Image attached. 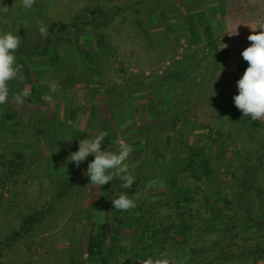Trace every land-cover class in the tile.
<instances>
[{
  "label": "rangeland",
  "instance_id": "1",
  "mask_svg": "<svg viewBox=\"0 0 264 264\" xmlns=\"http://www.w3.org/2000/svg\"><path fill=\"white\" fill-rule=\"evenodd\" d=\"M94 1L35 0L26 9L22 0H0V29L17 32L20 50L48 43L46 53L17 58L24 84L32 90L25 106L0 105V242L31 212L42 215L0 250V264H99L98 256L86 251L89 235L109 218L103 192L85 175L94 157L79 167L68 160L86 136L105 133L102 147L113 149L115 140L125 139L134 148L127 161L134 173L143 168L153 148L176 170H183L189 151H204L213 164L212 172L205 173L208 178L182 177L191 184L196 210H203L198 200L203 192L213 196L216 185L230 182L226 171L240 163L235 134L221 108L238 92L236 81L248 66L241 55L247 45L238 46L247 41L254 22L264 23V11H255L251 1L264 6V0H244L242 5L241 0H166L163 11L153 10L146 18L152 45L128 10L83 27L77 37L58 29L88 6L101 4L104 9L138 0ZM52 81L58 93L48 103L41 97ZM190 81L203 82L176 108L177 92ZM151 102L165 113L156 133ZM258 120L264 124V117ZM221 125L224 133L217 140ZM220 141L229 157L222 156ZM67 179L71 185L56 197L55 183ZM118 182L120 178L109 181ZM176 197L177 185L154 179L143 207L126 214L109 264H142L148 256L163 257L170 264L173 254L182 255V245L164 243V228L179 212ZM197 217L195 213L193 219ZM143 229L145 239L139 241ZM251 233L254 240L264 237L260 227ZM257 261L218 264H264Z\"/></svg>",
  "mask_w": 264,
  "mask_h": 264
},
{
  "label": "trees",
  "instance_id": "2",
  "mask_svg": "<svg viewBox=\"0 0 264 264\" xmlns=\"http://www.w3.org/2000/svg\"><path fill=\"white\" fill-rule=\"evenodd\" d=\"M165 1L138 0L104 9H102L101 4L93 7L88 6L86 11L76 14L71 22L62 23L58 29L63 32L73 31L77 37L83 27L111 19L114 15L128 10L139 24L146 43L152 45L153 39L148 30L146 18L153 10L163 11ZM150 4L155 7L150 8ZM54 28L51 26L49 30L52 31ZM47 50L48 43H45L38 48L19 49L16 56L18 58L20 55L34 54L39 51L46 53ZM85 55L90 57L89 54ZM191 81L187 87H183L177 92V96L178 94L180 96L173 103L176 108H181L182 106L177 107L176 105L188 99L203 82L197 84ZM148 108L153 115L155 123L153 132L156 133L165 113L161 112L153 103ZM221 112L230 121L231 133L235 134L234 141L238 145L240 158L239 165H236L238 168L226 171V173H230V182H226L224 185H216L213 196L209 192H203L201 199L198 198L201 206L203 205V210H196L195 205L197 204H193V202L197 199L193 198L194 193L189 186L191 185L190 182L185 181L188 180V176L199 179L205 173L212 172L210 166L213 164L206 155H203L205 154L204 151H189L183 163V170H176L171 163L164 162L161 154H158L157 149L153 148L143 168L136 173L130 171L134 176V182L130 188H122V180L115 184L108 182L100 187L108 205L109 218L108 222L102 224L101 230L89 235L86 248L88 254L98 256L99 264L110 263L116 249L114 239L123 227L126 214L130 211H138L143 207L147 187L154 179L163 181L167 185H177L178 197L174 198V204L179 212L176 213L171 226L164 228L165 231L168 230L164 236V243L170 247L182 245L184 253L182 255L179 252L173 254L170 264H218L240 260L264 261V237L254 240V235L251 233V230L256 227H260L264 232V221L262 222L264 219V124H261L258 119L252 120L250 116H243L242 110L235 106L233 99L224 103ZM4 116L9 117L8 114H4ZM223 127L221 125L219 128L217 140L221 135L220 133H224ZM225 133L228 132L225 131ZM219 149L223 151L222 156L229 157L225 144L221 141ZM204 177L205 179L208 178L206 174ZM62 181L58 180L54 185V188L57 189L56 197L62 196L65 193V188H68L72 183L70 179L64 183ZM121 191L127 192L130 197H136L135 208L128 210L114 208L111 199ZM210 196L214 199L210 200ZM194 212L198 213L196 220L193 219ZM41 216L39 211L31 212L25 216L18 229L1 240L0 250L9 247L15 238L28 232ZM107 228L111 229L108 234ZM145 233L146 230L143 229L139 241L145 239L143 237ZM147 237L151 238V234ZM241 240L243 242H240ZM237 243H240V246ZM118 249L119 251L122 250L121 248ZM163 250L170 253L167 248Z\"/></svg>",
  "mask_w": 264,
  "mask_h": 264
},
{
  "label": "clouds",
  "instance_id": "3",
  "mask_svg": "<svg viewBox=\"0 0 264 264\" xmlns=\"http://www.w3.org/2000/svg\"><path fill=\"white\" fill-rule=\"evenodd\" d=\"M35 0H22L24 8H31ZM247 37L251 43L245 47L241 55L248 62L242 76L236 81L238 92L234 94L235 106L242 110L243 116H250L252 120L264 117V24H260ZM257 29H259L257 31ZM44 29L41 28V32ZM22 43L17 32L0 29V105L8 103L19 107L25 106L27 98L32 94L29 86L24 84V77L20 73V65L16 52ZM58 93L55 81L49 83V91L41 99L51 103ZM105 133L79 140L78 149L72 151L68 160L77 167L88 160L85 175L89 177V184L102 187L109 181L120 178L122 188L128 189L134 182V176L129 171L127 163L133 146L125 139L114 141L115 148L102 147ZM115 209L128 210L136 207V197H130L127 192H118L111 199ZM142 264H166L163 257L148 256Z\"/></svg>",
  "mask_w": 264,
  "mask_h": 264
},
{
  "label": "crops",
  "instance_id": "4",
  "mask_svg": "<svg viewBox=\"0 0 264 264\" xmlns=\"http://www.w3.org/2000/svg\"><path fill=\"white\" fill-rule=\"evenodd\" d=\"M239 2H240L239 5H242L243 2H244V0H241V1H239ZM253 3H254V2L251 1L252 6H250V7H253V6L255 5V7L253 8V9H255V8L257 7V9H255V11H257L258 13H261L262 11H264V6H261V4L258 6L257 2L254 3V4H253ZM249 11H252V9L250 8ZM260 15H261V14H260ZM255 17H258V18H259V15L256 14ZM258 18H257V19H258ZM260 18H261V19H264V17H261V16H260ZM260 24H264V23H263V22L261 23V22L258 20V21H256V22H254L253 26H254V27H257V26L260 25ZM258 30H259V29H258ZM258 30H257V31H258ZM250 33H251V31L249 32V34H250ZM249 43H251V41H249V40L247 39V41L244 42V45L241 44V45L238 46V47H241L240 49H242L245 45L248 46ZM19 49H20V48H19ZM19 49H18V50H19ZM151 103H152V102H151Z\"/></svg>",
  "mask_w": 264,
  "mask_h": 264
}]
</instances>
